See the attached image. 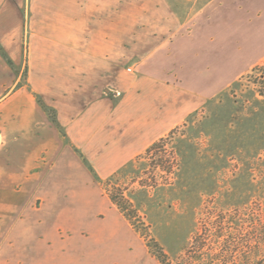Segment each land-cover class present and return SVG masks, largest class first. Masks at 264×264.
<instances>
[{"label": "rangeland", "instance_id": "obj_1", "mask_svg": "<svg viewBox=\"0 0 264 264\" xmlns=\"http://www.w3.org/2000/svg\"><path fill=\"white\" fill-rule=\"evenodd\" d=\"M168 1L185 25L148 69L207 105L106 180L1 190L0 264H264V0ZM19 73L0 47V98Z\"/></svg>", "mask_w": 264, "mask_h": 264}, {"label": "crops", "instance_id": "obj_2", "mask_svg": "<svg viewBox=\"0 0 264 264\" xmlns=\"http://www.w3.org/2000/svg\"><path fill=\"white\" fill-rule=\"evenodd\" d=\"M184 25L168 0H0L20 70L0 98V191H67L85 161L106 180L204 109L205 91L148 69Z\"/></svg>", "mask_w": 264, "mask_h": 264}, {"label": "trees", "instance_id": "obj_3", "mask_svg": "<svg viewBox=\"0 0 264 264\" xmlns=\"http://www.w3.org/2000/svg\"><path fill=\"white\" fill-rule=\"evenodd\" d=\"M8 59H9V58H8ZM9 63H10V65L14 66V63H13L10 59H9ZM39 103L42 105V107H43V108L45 109V111L48 113V115L50 116V118L52 119V121L56 123V122H57V119H56V112L53 111V110H51V109L46 108V107L43 105V103H42L41 100H39ZM111 200H112V202H113L114 204H116V205L122 210L123 213H125V215H126L128 218H131V217H132L131 214H127V213H126V212H127V208H126L123 204H121V203H119V202H116V200H115L114 197H111Z\"/></svg>", "mask_w": 264, "mask_h": 264}]
</instances>
